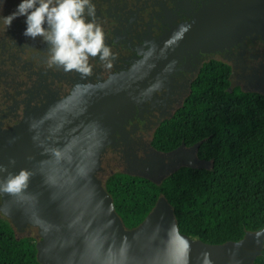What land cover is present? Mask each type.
I'll list each match as a JSON object with an SVG mask.
<instances>
[{
	"label": "water",
	"instance_id": "95a60500",
	"mask_svg": "<svg viewBox=\"0 0 264 264\" xmlns=\"http://www.w3.org/2000/svg\"><path fill=\"white\" fill-rule=\"evenodd\" d=\"M185 26V37H218L264 30V0H223ZM112 82L84 87L73 96L44 104L16 126L0 129V182L21 169L32 173L28 187L1 193L0 211L13 226L38 228L41 264H254L264 248V228L239 241L205 243L179 230L174 209L161 195L146 218L127 229L113 199L96 176L101 154L119 120L123 101ZM182 143L156 155L139 173L160 185L181 167L206 168L200 142Z\"/></svg>",
	"mask_w": 264,
	"mask_h": 264
},
{
	"label": "flooded vegetation",
	"instance_id": "af4514ba",
	"mask_svg": "<svg viewBox=\"0 0 264 264\" xmlns=\"http://www.w3.org/2000/svg\"><path fill=\"white\" fill-rule=\"evenodd\" d=\"M17 3L4 0L0 17L12 12ZM93 3L115 59L109 70L98 57L90 58L93 71L89 76L50 67L48 44L40 37L33 40L23 35V17L7 29L0 24V129H10L33 110L67 99L84 87L112 82L123 101L114 106L119 120L96 172L99 179L106 180L118 172L144 171L156 155H166L182 143L191 148L183 141L176 148L164 149L156 134L184 106L201 72L213 63L229 67L230 90L264 96V30L218 37L212 42L185 37V26L225 3L223 0ZM196 153L199 158L198 149ZM34 227L17 229L24 232Z\"/></svg>",
	"mask_w": 264,
	"mask_h": 264
},
{
	"label": "trees",
	"instance_id": "16d2710c",
	"mask_svg": "<svg viewBox=\"0 0 264 264\" xmlns=\"http://www.w3.org/2000/svg\"><path fill=\"white\" fill-rule=\"evenodd\" d=\"M229 67L213 63L191 95L156 134L164 149L200 142L208 169L181 167L160 185L118 172L104 181L127 229L138 226L163 195L179 230L205 243L239 241L264 228V96L229 88ZM37 237L18 236L0 217V264H41ZM254 264H264V248Z\"/></svg>",
	"mask_w": 264,
	"mask_h": 264
},
{
	"label": "clouds",
	"instance_id": "9594fccd",
	"mask_svg": "<svg viewBox=\"0 0 264 264\" xmlns=\"http://www.w3.org/2000/svg\"><path fill=\"white\" fill-rule=\"evenodd\" d=\"M4 0H0L2 9ZM23 17V35L40 37L49 46L47 63L65 72L92 74L90 58L98 57L111 69L115 54L105 43V31L96 19L93 0H18L15 9L0 17L6 29ZM5 169L0 166V172ZM32 173L21 169L0 182V193L17 194L28 187Z\"/></svg>",
	"mask_w": 264,
	"mask_h": 264
},
{
	"label": "rangeland",
	"instance_id": "374dc122",
	"mask_svg": "<svg viewBox=\"0 0 264 264\" xmlns=\"http://www.w3.org/2000/svg\"><path fill=\"white\" fill-rule=\"evenodd\" d=\"M103 181H105L104 179H102ZM0 217H5L4 214L1 213L0 211ZM15 231H16V234L18 236H25V235H33L35 237L38 238V228L37 227H34L33 229L32 228H26V230L24 232H20L16 227H15Z\"/></svg>",
	"mask_w": 264,
	"mask_h": 264
}]
</instances>
